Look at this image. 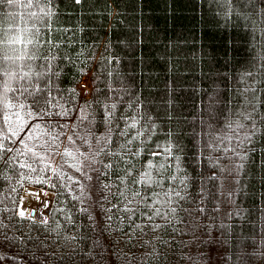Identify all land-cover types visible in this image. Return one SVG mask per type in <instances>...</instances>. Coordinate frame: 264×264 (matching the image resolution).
<instances>
[{
	"label": "trees",
	"instance_id": "trees-1",
	"mask_svg": "<svg viewBox=\"0 0 264 264\" xmlns=\"http://www.w3.org/2000/svg\"><path fill=\"white\" fill-rule=\"evenodd\" d=\"M0 68L10 89H41L9 91L13 104L48 94L53 112L69 110L31 121L4 110L0 264H264V0H0ZM58 124L61 152L73 124L86 133L68 145L76 159L41 134ZM147 160L149 186L130 185ZM26 186L54 194L46 221L19 214Z\"/></svg>",
	"mask_w": 264,
	"mask_h": 264
},
{
	"label": "snow or ice",
	"instance_id": "snow-or-ice-1",
	"mask_svg": "<svg viewBox=\"0 0 264 264\" xmlns=\"http://www.w3.org/2000/svg\"><path fill=\"white\" fill-rule=\"evenodd\" d=\"M15 2V0H8V3H13ZM76 4H80L81 0H75ZM9 75V72L6 69L0 68V77L2 76H7ZM28 76V73H24L23 76H20V79L23 80ZM9 91L12 92H18L21 96H24L25 94L29 97L34 96L38 93L41 92V89L39 88L38 85H32V84H27V85H21L17 88H9V86L7 85L6 82H0V138H6L4 136V133L7 131V129L3 126L2 122H7L10 121L12 119V116L9 115L7 112H5V109H19V110H26L24 112V116H21V113L19 110L14 111L12 113V115H15V117L17 118V121H22L24 119V117H27L28 121H31L33 119H37V120H42L43 117L45 115H47L48 113H52L53 115H57V116H67L68 114V109H57L56 111H52L53 108L56 107L55 104H53L52 98L50 97V95L45 94L42 100H33L32 104H28L26 103V101H21L19 100L18 97H13V99L16 101L15 104L12 103L11 100H9L7 98V96L5 95L6 93H8ZM33 105H36L35 109H33ZM112 109L114 110L115 105L111 106ZM80 112V119H87L86 116L83 115V109L79 110ZM104 116L105 120H108L111 118L112 113L110 111H108V106H105V110L102 113ZM135 126V122H133V125H130L129 127H134ZM52 125H44V129H46V131H42L41 134L42 135H47L50 137V147L55 149L57 152H60L61 155L63 156H67V157H72L73 159H76V156L74 155L73 150H71L68 145L72 144L74 145L76 143V140L73 139V136H75L77 139H80L82 141V143H86V138L85 137H81L80 134L78 132L75 131L76 125L73 124V136H66V140H67V144H65V147L63 149V151H60V144L64 143V141L60 140V136L63 133V130L65 128L68 127V125L66 124H58L57 127H59L61 129V132H52L50 129L52 128ZM32 129H37L40 130L41 129V125L40 124H33L31 129H29V132H31ZM122 135L124 134L123 132L121 133ZM14 135V133H13ZM66 135V134H65ZM137 136H143V132H138L136 134ZM135 138V137H134ZM129 143H131V140H129ZM43 146V145H41ZM3 146L0 145V148H2ZM25 147H27V145H25ZM159 147V146H157ZM29 151H32L31 149H29ZM78 151V150H77ZM140 152V149L137 148V150L135 152H133V156L138 155ZM163 152H170V149L165 148L163 150ZM163 153L160 151H152L151 155L153 157L155 156H159L162 155ZM34 155L37 156V158L39 157L38 153H34ZM82 155V153H81ZM24 165H21V167H23ZM29 167H31V165H29ZM72 167L75 168L76 171H80V168L76 165H72ZM106 167H111V165H106ZM146 167L149 170L144 171L143 173H138L137 176L132 177V179L130 181H128V183L130 185H145V186H149L150 180H151V171L150 169H152L153 167H155V165H153L151 160H147L146 161ZM160 168L164 167L163 163H160L159 165ZM131 172V168H126V174H130ZM79 181H77L78 183ZM140 194L139 192V188H135V190L133 191L132 194V199H135L136 196H138ZM155 194V193H153ZM155 195H159V194H155ZM165 195H167V193H165ZM178 195V193H177ZM121 196H124V193L121 192ZM147 198V197H146ZM132 199H128V197L125 196V201L126 203L124 204V211H128V212H135L136 209L135 208H131L129 207V205H131L132 203ZM148 207H151V205H148ZM118 210H121L118 208ZM172 211L174 212L175 209H172ZM20 215H23V212L20 213ZM160 216L163 215L160 212L159 208H156L154 210V212L150 215H147V219L149 221H151L153 219V216ZM137 227H139V225H137ZM150 227L153 230H156L159 225L156 224H151Z\"/></svg>",
	"mask_w": 264,
	"mask_h": 264
},
{
	"label": "rangeland",
	"instance_id": "rangeland-1",
	"mask_svg": "<svg viewBox=\"0 0 264 264\" xmlns=\"http://www.w3.org/2000/svg\"><path fill=\"white\" fill-rule=\"evenodd\" d=\"M89 84H90V93H91L92 85H91V83H89ZM72 121H73V119L70 120V122H72ZM19 130H20V132H22L21 136L25 135L23 133L24 130H23L22 127ZM81 137H85L86 138V133L82 132L81 133ZM40 142H41V140L38 139V133H37L36 129H32L31 132H29V130L26 132L25 143H26V145L28 147L34 149V148L38 147V145H40ZM80 146H81L80 142H77V146L76 147L79 148ZM44 158H45L46 162L49 163V164H52V163L56 162V155H55V153L53 152L52 149H50L48 151V153L44 156ZM27 188H31L32 190L34 189V191H36V192H40L38 194L40 196H43V199L42 198H40V199L44 200L43 201L44 204H42L41 207L36 208V207H34L32 205H24L22 207L21 203H20L19 204V208H18L19 214L21 212H23V215H21V216L27 217V218H31V216L28 217V211H30V209H31L32 212L36 215V217L31 218V219L38 220V221H46L48 219V217H49V214H50L51 206H52L53 199H54V194L52 192L46 190V189H41V188H37V187H33V186H26L24 188L23 192ZM21 199H22V196H21ZM44 206L47 207L46 212H44V208H43Z\"/></svg>",
	"mask_w": 264,
	"mask_h": 264
},
{
	"label": "bare ground",
	"instance_id": "bare-ground-1",
	"mask_svg": "<svg viewBox=\"0 0 264 264\" xmlns=\"http://www.w3.org/2000/svg\"><path fill=\"white\" fill-rule=\"evenodd\" d=\"M48 191H50V190H48ZM38 193H40V192H36V191H34V189L32 190L31 188L25 189V191L23 192V195H22V199H21V206L23 207L24 205H32L36 208L41 207V205L44 204V202H43L44 200H42L43 196H40ZM40 198H42V199H40ZM43 208H44V212H46L47 207L44 206ZM29 216H31V218L36 217V215L32 212L31 209H30V211H28V217Z\"/></svg>",
	"mask_w": 264,
	"mask_h": 264
},
{
	"label": "built area",
	"instance_id": "built-area-1",
	"mask_svg": "<svg viewBox=\"0 0 264 264\" xmlns=\"http://www.w3.org/2000/svg\"><path fill=\"white\" fill-rule=\"evenodd\" d=\"M87 78V79H86ZM78 86V90L81 93L83 97H89L90 96V84L92 85V82L89 77H86ZM92 91V90H91ZM85 93V94H84Z\"/></svg>",
	"mask_w": 264,
	"mask_h": 264
}]
</instances>
